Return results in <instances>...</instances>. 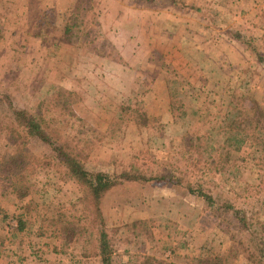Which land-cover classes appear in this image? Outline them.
Returning <instances> with one entry per match:
<instances>
[{"label": "rangeland", "instance_id": "obj_1", "mask_svg": "<svg viewBox=\"0 0 264 264\" xmlns=\"http://www.w3.org/2000/svg\"><path fill=\"white\" fill-rule=\"evenodd\" d=\"M0 1V134L10 126L11 103L31 107L62 87L81 98L77 115L101 135L87 170L120 174L133 165L145 173L151 156L257 219L264 241V169L250 151L240 155L248 168L234 178L195 168L180 150L185 132H204L231 109L264 131V0H84L89 31L99 37L95 50L64 35L56 17L76 0ZM46 13V35L35 40ZM130 98L160 122H118ZM28 151L42 159L29 189L12 192L0 179V264H102L85 253V234L68 242L60 230L76 215L79 186L51 165L47 145L32 139ZM101 208L114 251L109 264H191L206 241L233 264H248L245 229L180 187L126 180Z\"/></svg>", "mask_w": 264, "mask_h": 264}, {"label": "trees", "instance_id": "obj_2", "mask_svg": "<svg viewBox=\"0 0 264 264\" xmlns=\"http://www.w3.org/2000/svg\"><path fill=\"white\" fill-rule=\"evenodd\" d=\"M140 1L151 3L155 0ZM87 16L84 0H76L74 10L70 12L67 10L56 13L64 35L76 41L80 38L89 40L90 49L95 50L99 37L89 31L91 22ZM46 22H51L47 13L34 25L35 31L29 32L35 40L45 37L43 28ZM235 39L241 41L242 36L237 35ZM258 59L263 60L262 57ZM218 72L222 73L220 69ZM80 100L77 94L56 87L49 99L38 101L31 107L11 103L10 126L0 134V179L7 184L9 190H28L32 178L40 172L42 159L28 151L30 140L37 139L51 149V165L53 163L64 178L74 181L80 189L81 195L74 202L76 215L60 223V230L68 242L85 234V253L97 257L102 264H109L114 255L102 213V200L107 192L126 180L171 184L184 189L211 212L232 215L247 232L246 244L249 248H243V257L248 264H264V241L259 238L258 220L236 209L229 202H221L220 197L209 193L202 184L191 182L186 173L178 175L167 171L161 162L151 160V156H147L144 161V164L149 165L144 166L148 169L145 173L143 169L137 170L133 165L129 171L120 174L87 170L85 161L100 142L101 135L88 121L77 115L75 106ZM143 108L139 100L127 99L119 106L115 118L122 124L133 123L142 128H149L160 122L159 118L150 117ZM237 118L238 115L231 109L228 115L218 116V120L206 131L185 132L181 137L180 150L188 153V159L195 163V168L202 166L225 176L236 178V175L243 174L242 170L248 168V165L241 164L245 161L240 156L243 151H250L253 164L259 170L264 169V131L256 125L239 122ZM46 222L44 220L43 227L50 225ZM18 223V230H23L25 223L21 220ZM240 245H243L242 242ZM191 264L233 263L228 256L217 252V247L211 245V241H206L201 246L199 256Z\"/></svg>", "mask_w": 264, "mask_h": 264}]
</instances>
